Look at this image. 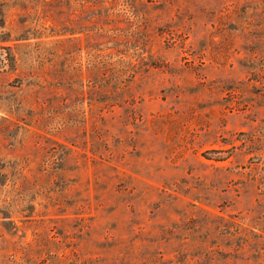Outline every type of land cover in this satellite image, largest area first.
Listing matches in <instances>:
<instances>
[{
    "label": "rangeland",
    "instance_id": "obj_1",
    "mask_svg": "<svg viewBox=\"0 0 264 264\" xmlns=\"http://www.w3.org/2000/svg\"><path fill=\"white\" fill-rule=\"evenodd\" d=\"M0 264H264V0H0Z\"/></svg>",
    "mask_w": 264,
    "mask_h": 264
}]
</instances>
